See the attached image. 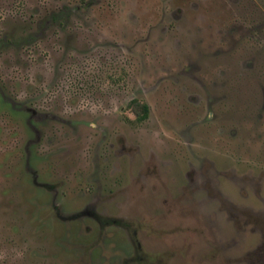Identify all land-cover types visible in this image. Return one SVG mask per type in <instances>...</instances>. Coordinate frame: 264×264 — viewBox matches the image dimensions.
<instances>
[{"label": "rangeland", "instance_id": "obj_1", "mask_svg": "<svg viewBox=\"0 0 264 264\" xmlns=\"http://www.w3.org/2000/svg\"><path fill=\"white\" fill-rule=\"evenodd\" d=\"M0 264H264V0H0Z\"/></svg>", "mask_w": 264, "mask_h": 264}, {"label": "trees", "instance_id": "obj_2", "mask_svg": "<svg viewBox=\"0 0 264 264\" xmlns=\"http://www.w3.org/2000/svg\"><path fill=\"white\" fill-rule=\"evenodd\" d=\"M130 105L133 113L139 121H143L147 118L149 110L146 104L133 100Z\"/></svg>", "mask_w": 264, "mask_h": 264}, {"label": "flooded vegetation", "instance_id": "obj_3", "mask_svg": "<svg viewBox=\"0 0 264 264\" xmlns=\"http://www.w3.org/2000/svg\"><path fill=\"white\" fill-rule=\"evenodd\" d=\"M132 101H133V100H132ZM132 101H131V102H132ZM130 104H131V103H130ZM148 109H149V108H148Z\"/></svg>", "mask_w": 264, "mask_h": 264}]
</instances>
